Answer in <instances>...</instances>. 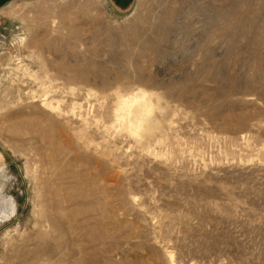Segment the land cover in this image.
<instances>
[{
	"label": "rangeland",
	"instance_id": "374dc122",
	"mask_svg": "<svg viewBox=\"0 0 264 264\" xmlns=\"http://www.w3.org/2000/svg\"><path fill=\"white\" fill-rule=\"evenodd\" d=\"M0 264H264V0H0Z\"/></svg>",
	"mask_w": 264,
	"mask_h": 264
},
{
	"label": "flooded vegetation",
	"instance_id": "af4514ba",
	"mask_svg": "<svg viewBox=\"0 0 264 264\" xmlns=\"http://www.w3.org/2000/svg\"><path fill=\"white\" fill-rule=\"evenodd\" d=\"M119 1H121V2H126V1H128V0H114V2H116V3H118Z\"/></svg>",
	"mask_w": 264,
	"mask_h": 264
},
{
	"label": "bare ground",
	"instance_id": "6f19581e",
	"mask_svg": "<svg viewBox=\"0 0 264 264\" xmlns=\"http://www.w3.org/2000/svg\"><path fill=\"white\" fill-rule=\"evenodd\" d=\"M222 22H223V21H222ZM132 102H133V101H132ZM132 102H131V103H132ZM144 115H145V114H144Z\"/></svg>",
	"mask_w": 264,
	"mask_h": 264
},
{
	"label": "trees",
	"instance_id": "16d2710c",
	"mask_svg": "<svg viewBox=\"0 0 264 264\" xmlns=\"http://www.w3.org/2000/svg\"><path fill=\"white\" fill-rule=\"evenodd\" d=\"M125 3V2H124Z\"/></svg>",
	"mask_w": 264,
	"mask_h": 264
}]
</instances>
